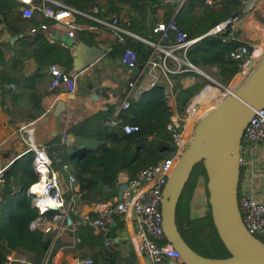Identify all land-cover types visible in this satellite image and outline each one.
Instances as JSON below:
<instances>
[{
    "label": "trees",
    "instance_id": "trees-1",
    "mask_svg": "<svg viewBox=\"0 0 264 264\" xmlns=\"http://www.w3.org/2000/svg\"><path fill=\"white\" fill-rule=\"evenodd\" d=\"M61 1L84 12H90L96 7L98 12L95 16L98 19L117 18L119 25L126 30L152 39L155 38L152 34L153 24L158 20H167L176 8V4L172 2L162 4L163 0ZM160 9H164L162 15H159ZM243 12V0H212L210 5L205 0H186L176 12L175 18L179 28L190 38L202 35L220 21L237 19ZM41 23L46 24L47 28H38ZM75 24L81 30L74 37L67 38L64 34L67 29L65 24L43 16L23 18L17 1L0 0L1 105L10 102L16 107L24 89L30 88V103L23 118L31 121L41 119L44 109L35 94L36 83L48 75L51 65H57L65 72L73 68V56L69 48L77 40L89 45L108 47L106 57L111 62L120 59L124 47L134 49L138 66L148 55L149 47L143 42L125 36L124 44H120L107 27L85 16L76 15ZM31 27H37L36 31L31 32ZM13 36L17 37L11 41ZM241 44L242 41L234 39L224 41L221 36H206L189 46L185 57L192 64L210 70L222 83L227 84L242 64V60L232 58L230 52ZM1 46L12 51L10 58H5ZM176 53L177 56H182L180 51ZM27 60H32L34 64V71L28 74L24 72ZM168 65L176 66L172 60H168ZM181 66L184 68L185 65ZM187 74L194 75L193 72L169 75L173 79V92L181 88L180 80ZM88 88L90 90L92 84ZM107 93L105 91L103 94ZM82 94L84 93L76 89L75 96L67 98L66 108L61 113V128L47 127L48 134L43 143L52 159H61L60 162H54V166L63 171L65 179L68 180L70 174L75 178L74 183H68L65 197L72 198L75 205L91 206L116 194L120 172L125 171L132 178L140 168L168 156L174 147L171 132L165 126L171 111L164 95V85H157L137 96L129 97L128 105L121 108L117 115L114 114L115 104L110 100L105 103L106 110H102L103 104H96L91 108L83 102ZM109 94L115 99L123 96L122 92ZM110 119H116L118 123L109 125L107 122ZM44 123L46 125L47 121ZM123 124L136 125L138 128L125 133L121 128ZM62 133H69L74 137L71 147L67 148L60 143ZM31 161L30 155L26 159L23 156L12 162L6 169L5 180L0 188V264L12 251L27 259V263L15 264H53V253L63 243L51 233L29 227L31 221L38 216L37 209L32 206L33 196L27 193V188L38 179ZM201 176H204L208 195L203 161L193 167L179 197L176 206L177 227L187 244L200 255L227 257L229 253L213 225L208 202L207 212L200 217H190L187 211L181 215L183 205H187V199L194 186L199 184ZM74 185L77 186L75 191L72 190ZM178 209L180 214L177 219ZM57 213L56 210H48L43 217L51 220ZM70 216L76 219L73 212H70ZM85 230L84 225L76 227L77 246L82 248L85 245H97L100 249L94 254L93 264H109L100 262L98 256L112 252L115 242L104 245L95 235L87 237ZM256 237L264 242L263 237ZM61 264L68 263L63 261Z\"/></svg>",
    "mask_w": 264,
    "mask_h": 264
},
{
    "label": "built area",
    "instance_id": "built-area-1",
    "mask_svg": "<svg viewBox=\"0 0 264 264\" xmlns=\"http://www.w3.org/2000/svg\"><path fill=\"white\" fill-rule=\"evenodd\" d=\"M15 1L19 3V11L23 18H40L43 16L65 24L67 29L64 34L67 38L74 37L81 30L80 27L76 26L75 18L76 15H82L107 27L120 44H124L125 36H130L149 47L148 55L141 64L142 69L134 78L127 81L123 96L114 114L117 115L121 108L128 105L129 97L137 96L160 85L161 77L167 78L164 83V95L171 114L165 126L171 132L174 150L165 158L140 168L132 178H129L128 174L125 180L118 176L116 194L110 199L93 203L86 211L79 213V216L81 222L88 227V231L94 235L102 236L104 243L110 241L107 231L115 216L131 219L134 230L132 241L140 255L154 264L160 263L164 258L180 261L179 253L166 240L162 229L161 198L165 182L177 159L187 147L193 135L195 124L204 115L202 113L195 116L204 105L202 99L198 97L200 92L210 86L215 89L214 94L220 96V99L233 94L235 89L248 77L264 53V40L253 44L242 42L240 46L230 52V56L236 60L241 59L242 64L230 81L224 84L219 79L212 77L203 68L188 61L185 52L189 46L206 36H221L224 41L227 39L236 40L233 34L236 18L220 21L202 35L189 38L179 28L175 18L176 12L185 4L186 0H163L162 4L172 2L176 4V8L173 15L167 20H158L153 24L152 34L155 35V38L152 39L138 36L126 30L119 25L117 18L112 20L98 19L95 16L98 12L96 7L90 12H84L67 6L60 0ZM254 1L249 0L248 7L251 8ZM205 3L210 5L212 0H205ZM38 28L46 29L47 26L41 23ZM36 29L37 27H31L30 31L34 32ZM108 49L106 48V50ZM177 51H180L181 57L177 56ZM119 60L129 69L137 67L136 52L130 47H124ZM168 60H172L176 66L170 67ZM181 65H185L184 68ZM49 70L51 76L49 88L51 90H55L60 85H65L66 93L74 92L80 71H75L72 68L65 72L57 65H51ZM177 72H193L200 75L203 80L205 79L203 83L199 84V91L187 100L183 99V95L173 92V81L168 79L170 74ZM140 74L147 78L145 85L139 81ZM215 105L216 103L211 105L207 112ZM193 117L194 120H192ZM107 123L116 125L118 121L110 119ZM26 127L27 125L20 126L18 130ZM121 128L125 133H129L137 130L138 127L132 124H123ZM24 142L28 147L24 152H31V163L38 176V179L27 189V192L33 196L32 206L38 211V216L31 221L29 227L51 233L55 238L63 230L64 220L67 219L71 224L70 231L72 233V245H74L75 226L69 219V213H77V210L74 200L72 198L67 199L64 194L67 191L68 183H74L75 178L70 174L68 180L65 179L63 171L54 166V162H60L61 159L59 157L52 159L48 155L47 147L35 141L32 131L24 137ZM73 142L74 137L71 134L62 133L60 135V143L65 147H71ZM239 163L242 167V174L238 185V207L242 221L251 234L264 237V193L260 198L256 192L255 184L259 177L264 180V107L254 109L253 115L244 128ZM7 165H2L0 155V188L5 180ZM36 185L39 187L33 191ZM72 190H77V186L74 185ZM52 206L56 207L55 210L58 213L51 220H45L43 215L48 210H52ZM58 219L59 221H57ZM16 262L27 263V259L25 256H18L12 251L6 256V260L2 264H15ZM92 262L93 260L89 257H73L70 260V264H92Z\"/></svg>",
    "mask_w": 264,
    "mask_h": 264
},
{
    "label": "water",
    "instance_id": "water-1",
    "mask_svg": "<svg viewBox=\"0 0 264 264\" xmlns=\"http://www.w3.org/2000/svg\"><path fill=\"white\" fill-rule=\"evenodd\" d=\"M16 37L13 36L11 41ZM69 49L73 56V70L80 72L105 55V50L99 45H89L80 40ZM124 88L125 85L118 90ZM103 90L106 86L96 87L92 96L97 97ZM262 107L264 53L234 93L220 99L197 121L187 147L165 182L161 198L162 229L166 240L180 256L179 263L171 261L170 264H264V242L246 229L238 207L242 136L254 109ZM64 108L65 100L57 98L52 115H59ZM201 161L207 177V201L212 222L229 253L223 258L206 257L194 251L183 239L176 223L179 197L193 167Z\"/></svg>",
    "mask_w": 264,
    "mask_h": 264
},
{
    "label": "crops",
    "instance_id": "crops-1",
    "mask_svg": "<svg viewBox=\"0 0 264 264\" xmlns=\"http://www.w3.org/2000/svg\"><path fill=\"white\" fill-rule=\"evenodd\" d=\"M257 2L260 3L261 9H263L264 0H255L251 8L248 7L247 5L248 1L243 0L245 12H243V15L238 17L235 21V29L233 31V34L236 37L235 41H242V42H246L249 44H253V43L262 42L264 40V37H263L261 41L255 42L258 36L263 35L261 33L262 29L260 26L257 25V22L252 20L250 17L246 16L248 9H252V7H254ZM163 10L164 9L159 10V15H162ZM256 27H258V30L256 29ZM239 30H242L240 34L238 33ZM99 46L105 50V55L102 58H100L98 61H96L94 64H92L89 67H86L82 72H80L77 78V81H76L75 90L77 89L78 91L84 93L82 94L83 102L87 104L89 107L93 108L96 104H103L102 110H106L107 106L105 103L107 100H110L111 102H113L115 104V108L118 106L121 100V97L118 99L113 98L109 94V92H115L117 94L120 92L123 93L125 88L119 91L118 90L119 87L123 85L126 86L127 81L134 78L137 75V73L142 69L141 68L142 66L137 65V67L133 69H129L125 67L120 62L119 59L111 63L107 61V57H106V48L108 47L104 45H99ZM1 49L4 53L5 58L8 59L12 56V51L9 48L1 46ZM24 69L25 70L27 69V71L24 70V72L27 74L32 73L34 71V64L32 60H27ZM161 78L162 80L161 82H159V84L165 85L164 83L167 78L165 77H161ZM50 79H51V76H50V73L48 72V75L46 77H44L41 81L36 83L35 94H36V97H38L40 100L41 107L44 109L41 115V119L39 120L36 119L34 121H31V120H28L27 118H23V116L27 114L26 111L24 112L21 118L13 117L10 115L16 109L25 110L27 109L26 107H29L28 104L30 103V99L28 97V93L31 90L30 88L24 89V91L22 92L21 98L18 99L16 107L10 104V102H8V104L6 105L0 104V109L4 111V113L2 114V119H1L2 125L5 127V131H7V134H5L2 138L0 137V155L2 154L3 149L6 148V146L11 140H15L17 141V143L18 141L24 140V137L26 136L24 135L25 129H31L34 135L35 141H36V135L38 136L37 139H41L40 143L36 141L38 144L41 145L42 142L46 139V135L48 134L46 132L47 124L45 125L44 120H43L46 114H51V119L54 120V122L55 121L61 122L63 118L61 116V113L66 108V100L67 98L70 97V94L66 93L65 85H60L55 90H51L49 88ZM168 79L173 81V79L169 76H168ZM139 81L141 84L145 85L147 83V78L145 77V75L140 74ZM180 83H181V88L175 91V93L178 95H182L185 93V91H188L191 85L196 84L197 86H199V83H200L199 76L198 74H195V73L194 75L187 74L181 78ZM90 84H92V88L89 90L88 86ZM98 86H106V90L100 91V94L97 97H94L92 96L94 94V89ZM105 91L108 92L106 95L103 94ZM87 92H89V94L86 95ZM52 94H54L53 97H52ZM57 98H61L65 100V108L59 115L54 116L52 115V110H53V107H54V104ZM7 121H10L12 125H8ZM52 124H54L53 121L50 125L53 126ZM24 125H27V127L19 131L18 128ZM41 130L44 133H42ZM40 133H42L43 135H41ZM0 135H1V131H0ZM15 148H16L17 153L21 151L20 146L17 145ZM22 156L23 155H20V152H19V157L17 158H20ZM13 157L8 158L6 162H3L2 156H1L2 165L8 164L7 165L8 167L13 162L12 161ZM118 176L122 180H125L128 177L125 171L120 172ZM255 184H256V192L258 196L262 198L261 196L264 193V180L261 177H259L256 180ZM80 206L81 207L79 208L77 207V205H75V209L77 210V213H74L76 219L72 218V216H70V213H69V219L74 224L75 229L78 225H84L81 222L79 213L86 211L90 207L88 205H80ZM57 221H59V219ZM84 226L86 227L85 232L87 233V237H92V235L94 234L88 231V227L86 225ZM70 227H71V224L69 223L67 219H65L63 223V230H61L59 235L55 237V238H59L60 242H63V243L53 253V256L51 258L53 264H61L63 261L70 264V260L73 257H80V258L89 257L93 260L94 254H96L97 251H99L100 249L97 245H92V246L85 245L84 247L79 248L77 246L76 239H75V231L73 234L75 243L74 245H72V233L70 231ZM107 235L110 238V241L108 243L103 242L102 236L95 235L99 239H101V242L104 245H112V243L115 242V244L113 245L112 252H110L109 254L107 253L105 255L98 256L100 258L99 259L100 262H105L109 264H154L136 251L134 247V243L132 241V237L134 236V230H133V223L131 219H127L122 216H115L114 220L112 221L110 225V228L107 231ZM171 261L176 262V263L180 262V261H175L173 259L164 258L158 264H170Z\"/></svg>",
    "mask_w": 264,
    "mask_h": 264
},
{
    "label": "rangeland",
    "instance_id": "rangeland-1",
    "mask_svg": "<svg viewBox=\"0 0 264 264\" xmlns=\"http://www.w3.org/2000/svg\"><path fill=\"white\" fill-rule=\"evenodd\" d=\"M247 1H249V0H247ZM246 16H248V17H250L252 20H254L255 22H257V25L258 26H260L261 27V29H262V31H261V33L263 34V35H261V36H258V38H257V40L255 41V42H259V41H261L262 39H263V37H264V7H263V9H261V7H260V3L259 2H257L256 4H255V6L254 7H252V9H248V11H247V13H246ZM256 29L258 30V27H256ZM242 30H239L238 31V33L240 34V32H241ZM107 61H109V62H111L108 58H107ZM112 63V62H111ZM98 65V64H97ZM25 70V69H24ZM203 70H205L207 73H209L212 77H214V78H216V79H219L218 77H216L210 70H208V69H206V68H203ZM25 71H27V69L25 70ZM199 76V84H201V83H203V79H202V77L200 76V75H198ZM199 91V86H197L196 84H194V85H191L190 87H189V90L188 91H185V93L184 94H182L183 95V98L185 99V100H187V99H189L191 96H193L195 93H197ZM212 102V101H211ZM211 104V103H210ZM201 108H203V107H201ZM200 108V110H199V115L202 113V109ZM210 107H208V105H207V107L205 106V108L204 109H206L205 110V112L207 113V110L209 109ZM24 112H25V110H22V109H16V110H14V112H12L10 115L11 116H13V117H18V118H21L22 116H23V114H24ZM205 112H204V114H205ZM4 113V111H2L1 109H0V131H1V135H0V137L2 138L5 134H7V131H5V127L2 125V114ZM203 116V115H202ZM43 120L44 121H47V127H51V128H57V129H60L61 128V124H62V122H60V121H55L54 122V120H52L51 119V114L49 115V114H47L46 116H45V118H43ZM52 121H53V123L54 124H52L53 126H51L50 124L52 123ZM7 124L8 125H12V123L10 122V121H7ZM13 127V126H12ZM42 131V130H41ZM26 132H27V130H26ZM42 133H44L43 131H42ZM42 133H40L41 135H43ZM26 134V133H25ZM24 134V135H25ZM36 141L38 142V143H40L41 142V139H37V135H36ZM42 144L44 145V143L42 142ZM41 144V145H42ZM20 146L21 147V151H19L20 152V155H23L24 157H25V159L26 158H28L30 155H32L31 154V152L30 151H27V152H24V151H26L27 149H28V147H27V145L25 144V142H24V140L23 141H18V143H17V141H15V140H11L9 143H8V145L6 146V148L5 149H3V151H2V154H1V156H2V160H3V162H6L7 161V159L8 158H11V157H13V156H15V157H13L12 158V161L13 162H16L17 161V157H19V152L17 153V151H16V146ZM18 155V156H17ZM22 156V157H23ZM198 185L196 184L195 186H194V189H193V191H192V193L190 194V196L188 197V199H187V205L185 206V205H183V208H182V210H181V215H183L184 214V212L185 211H187L188 212V215L190 216V217H200V216H202L203 214H205L206 212H207V210H208V207H207V200H208V195H207V193H206V191H205V186H204V176H201L200 177V179L198 180ZM77 207H81L80 205H77ZM180 214V212H179V209L177 210V219H178V215ZM263 239H264V237H263Z\"/></svg>",
    "mask_w": 264,
    "mask_h": 264
},
{
    "label": "bare ground",
    "instance_id": "bare-ground-1",
    "mask_svg": "<svg viewBox=\"0 0 264 264\" xmlns=\"http://www.w3.org/2000/svg\"><path fill=\"white\" fill-rule=\"evenodd\" d=\"M214 93H215V89L210 87V86H207L202 92H200L198 97H200L202 99V102H204V105L202 106L203 108H201L203 110L202 113H204L206 110V109H204L205 106L207 107V105H208V107H210L211 105H214L215 103H217V101L220 99V96H216ZM198 114L199 113L195 114V116ZM192 120H194V117L192 118ZM26 130H27V132H26ZM30 131H31V129H25V133H26L25 135L27 136L28 134H30ZM38 187H39V185L34 186L33 191H36V188H38Z\"/></svg>",
    "mask_w": 264,
    "mask_h": 264
}]
</instances>
